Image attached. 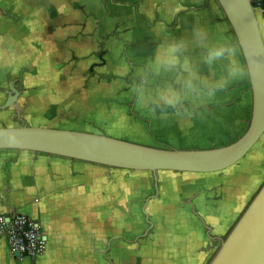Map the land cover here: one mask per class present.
I'll use <instances>...</instances> for the list:
<instances>
[{
    "label": "crops",
    "instance_id": "0c3cea01",
    "mask_svg": "<svg viewBox=\"0 0 264 264\" xmlns=\"http://www.w3.org/2000/svg\"><path fill=\"white\" fill-rule=\"evenodd\" d=\"M79 1V25L85 19L93 23L89 45L84 41L87 32L77 24L73 42L67 40L63 27L53 30L39 25L32 33L37 36L36 45L44 42L40 47L48 59L55 51L66 56L73 47V60L90 58L97 77L92 86L100 87L98 81L114 83L110 89L85 90L91 97L129 102L119 113L131 114L128 120L133 126L128 122L108 127L103 122L113 116L96 118L101 121V135L188 150L193 148L184 147L192 144L227 145L226 133L232 127L243 129V107L251 105L252 99L247 70L214 96L206 88L224 72L222 63L204 62L208 47L219 36L232 40L245 66L216 0ZM85 2L92 3L90 8ZM42 13V17L50 15ZM260 15L264 38V16ZM58 17L67 22L65 11H58ZM172 44L180 47L175 66L168 68L165 59ZM185 66L196 73L192 89L184 85ZM117 83L124 89H114L120 86ZM166 94L174 95L172 104L162 98ZM95 105L107 112L104 103ZM189 120L193 124L188 125ZM145 122L152 124L153 137ZM180 128L184 134L176 132ZM203 130L210 132L205 142ZM126 172L114 174L107 167L36 153L0 151V215H28L41 224L46 241L36 261L20 260L10 254L7 235L0 231V264H208L231 220L225 186L222 192L217 187L206 193L198 184L167 192L159 185L149 189L143 180L138 182L141 185H131L134 178L127 179Z\"/></svg>",
    "mask_w": 264,
    "mask_h": 264
},
{
    "label": "rangeland",
    "instance_id": "374dc122",
    "mask_svg": "<svg viewBox=\"0 0 264 264\" xmlns=\"http://www.w3.org/2000/svg\"><path fill=\"white\" fill-rule=\"evenodd\" d=\"M91 4V2L84 3L88 8ZM80 10L81 2L79 0H0V128L39 126L101 134L98 132V130L103 131V128L100 127L101 121L99 122L96 118L102 119V117L105 118L110 115L113 118L103 122L108 127L115 124L133 126V122L128 120L131 118V114L126 111L124 114L119 113L126 110L125 107L129 105L128 101L122 100V98H93L90 93L85 91L92 88L94 90L99 88L101 91L110 89L114 85L111 81H109L110 83L98 81L100 87L96 88L95 84L92 86V79L97 77L94 71L95 66H90L88 62L90 58L84 56L83 58L86 59H82V62L80 59L73 60L75 51L73 47L70 50L72 56L69 55V51L66 56H63L62 52L55 51V56L48 59L40 47L44 42L41 40L38 45L35 44L37 36L32 32L39 25L46 26V29L53 27V30L63 27L60 29L65 30L67 40L73 42L77 24L78 27L84 28L87 32L84 41L89 45L93 23L85 19L79 25V18L76 17H79ZM42 11L48 12L51 17L50 15L42 17ZM58 11H65L66 16H68L67 22L58 17ZM61 15H64V12ZM257 16L259 18L261 16L259 11ZM262 29L264 31V28ZM33 41L34 45H32ZM117 84L120 86L114 89L117 91L124 89L125 86H122L121 83ZM11 86L21 93L18 97V110L13 107L3 109L9 98L8 93L13 94ZM128 88L131 89V86L128 85ZM97 101L104 103L103 107L107 112L95 105ZM108 101H113L117 106L110 105ZM247 110H249L248 115H246ZM251 112L252 99L251 105L246 107L244 104L243 107V117L245 118L243 129L238 131L237 128L232 127L233 130L226 133L227 138L224 141L227 145L238 140L246 132L250 123ZM144 124L148 127L146 128L148 133L153 137L154 129L150 127L152 124L148 122ZM189 124L193 123L190 122ZM214 126L217 125L214 124ZM176 132L185 133L182 128L176 129ZM208 134L210 132L203 130L201 136L204 140L201 138V141L209 140ZM196 141L199 140L196 139ZM209 142L211 140L206 143ZM223 146L226 145L192 144L184 148L210 149ZM154 147L164 148L160 145ZM124 171L126 170L113 169L114 174H122ZM126 173L127 179L134 178L131 185H141L138 182L143 180L144 182L147 181L149 189L150 186L159 185L158 187H162L167 192H172L173 187L178 188V190H185L191 184H198V186L203 187L206 193L219 190L217 187L222 192L225 186L228 197L226 200L228 219L231 218L227 221V225H229L227 226V236L264 185V136L241 162L220 173L199 175L158 172L156 174L157 179L151 172L127 171ZM216 181H221L220 186H216ZM200 182L203 183L200 185ZM116 185L120 184L117 183ZM210 219L212 220V217Z\"/></svg>",
    "mask_w": 264,
    "mask_h": 264
},
{
    "label": "water",
    "instance_id": "95a60500",
    "mask_svg": "<svg viewBox=\"0 0 264 264\" xmlns=\"http://www.w3.org/2000/svg\"><path fill=\"white\" fill-rule=\"evenodd\" d=\"M241 49L249 76L252 112L246 132L235 142L210 149L178 150L140 145L101 134L22 126L0 128V151L64 158L136 172L208 175L241 162L264 136V38L252 0H216ZM5 105L19 109L20 92ZM20 254L16 253L15 258ZM208 264H264V185Z\"/></svg>",
    "mask_w": 264,
    "mask_h": 264
},
{
    "label": "clouds",
    "instance_id": "9594fccd",
    "mask_svg": "<svg viewBox=\"0 0 264 264\" xmlns=\"http://www.w3.org/2000/svg\"><path fill=\"white\" fill-rule=\"evenodd\" d=\"M178 44L168 46L165 66L172 68L176 64V53L179 50ZM204 62L212 65L215 62H220L224 66V72L218 80L206 85L208 95L214 96L219 89L226 88L231 82L242 78L245 75L246 69L241 61L240 55L234 51L233 42L230 38L219 36L216 41L208 47L207 56L204 57ZM185 71L188 73L184 80L186 88L192 89L195 87L197 79L195 71L185 66ZM166 103L172 104L174 102L173 94H166L162 97Z\"/></svg>",
    "mask_w": 264,
    "mask_h": 264
},
{
    "label": "built area",
    "instance_id": "2783aa9c",
    "mask_svg": "<svg viewBox=\"0 0 264 264\" xmlns=\"http://www.w3.org/2000/svg\"><path fill=\"white\" fill-rule=\"evenodd\" d=\"M256 13L264 16V0H252ZM0 231L7 235L10 254L17 259H29L36 261L46 248L41 224L22 213L0 215Z\"/></svg>",
    "mask_w": 264,
    "mask_h": 264
},
{
    "label": "flooded vegetation",
    "instance_id": "af4514ba",
    "mask_svg": "<svg viewBox=\"0 0 264 264\" xmlns=\"http://www.w3.org/2000/svg\"><path fill=\"white\" fill-rule=\"evenodd\" d=\"M17 112V111H16ZM17 117L19 118V114L17 113Z\"/></svg>",
    "mask_w": 264,
    "mask_h": 264
},
{
    "label": "trees",
    "instance_id": "16d2710c",
    "mask_svg": "<svg viewBox=\"0 0 264 264\" xmlns=\"http://www.w3.org/2000/svg\"><path fill=\"white\" fill-rule=\"evenodd\" d=\"M254 7H255V5H254Z\"/></svg>",
    "mask_w": 264,
    "mask_h": 264
}]
</instances>
